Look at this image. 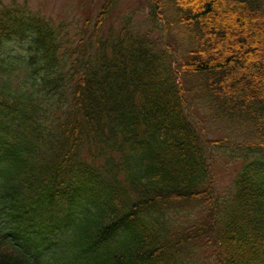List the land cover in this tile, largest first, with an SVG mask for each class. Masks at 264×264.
Returning <instances> with one entry per match:
<instances>
[{
    "label": "trees",
    "instance_id": "1",
    "mask_svg": "<svg viewBox=\"0 0 264 264\" xmlns=\"http://www.w3.org/2000/svg\"><path fill=\"white\" fill-rule=\"evenodd\" d=\"M119 1L0 8V264H264V0Z\"/></svg>",
    "mask_w": 264,
    "mask_h": 264
},
{
    "label": "rangeland",
    "instance_id": "2",
    "mask_svg": "<svg viewBox=\"0 0 264 264\" xmlns=\"http://www.w3.org/2000/svg\"><path fill=\"white\" fill-rule=\"evenodd\" d=\"M13 1L27 5L55 24H66L72 31L77 24L81 25L88 18L93 19L104 0H0V8ZM117 4L105 27L108 25L120 27L124 19L130 15L134 16L133 22H140L143 19L144 0H120ZM240 165L238 159L225 156L224 153L216 156L211 164L214 189L223 194L232 183Z\"/></svg>",
    "mask_w": 264,
    "mask_h": 264
}]
</instances>
